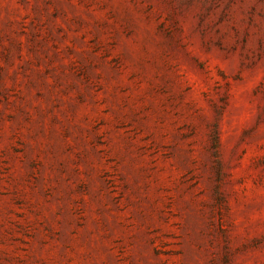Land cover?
I'll use <instances>...</instances> for the list:
<instances>
[{
    "label": "rangeland",
    "instance_id": "rangeland-1",
    "mask_svg": "<svg viewBox=\"0 0 264 264\" xmlns=\"http://www.w3.org/2000/svg\"><path fill=\"white\" fill-rule=\"evenodd\" d=\"M0 264H264V0H0Z\"/></svg>",
    "mask_w": 264,
    "mask_h": 264
}]
</instances>
